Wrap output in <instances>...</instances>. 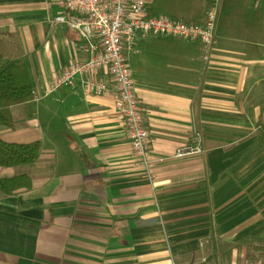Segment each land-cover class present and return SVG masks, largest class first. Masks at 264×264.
<instances>
[{
	"label": "crops",
	"instance_id": "crops-1",
	"mask_svg": "<svg viewBox=\"0 0 264 264\" xmlns=\"http://www.w3.org/2000/svg\"><path fill=\"white\" fill-rule=\"evenodd\" d=\"M212 0H150L149 15L203 25ZM62 0H0L31 101L8 109L6 143L39 142L36 162L0 166L29 188L0 192V264H248L264 244V0H222L214 42L139 37L128 55L149 134L152 183L135 165L111 78L109 93L79 80L44 90L84 60L62 24ZM203 152L182 158L193 132Z\"/></svg>",
	"mask_w": 264,
	"mask_h": 264
},
{
	"label": "built area",
	"instance_id": "built-area-1",
	"mask_svg": "<svg viewBox=\"0 0 264 264\" xmlns=\"http://www.w3.org/2000/svg\"><path fill=\"white\" fill-rule=\"evenodd\" d=\"M149 3L150 0H62L64 14L54 17L52 23L65 25L79 36L84 60L72 62L55 77L44 90L43 97L63 87H73L77 79L83 94H107L110 90L99 77V72L105 71L114 87L116 106L125 125L135 165L152 183L153 166L161 160H152L149 156V134L134 93L128 55L135 51L139 37L149 36L198 41L204 51L209 52L222 0H212L203 25L151 16ZM202 152L201 135L194 130L191 144L178 149L175 157ZM248 264H264V244L259 247V257Z\"/></svg>",
	"mask_w": 264,
	"mask_h": 264
},
{
	"label": "trees",
	"instance_id": "trees-1",
	"mask_svg": "<svg viewBox=\"0 0 264 264\" xmlns=\"http://www.w3.org/2000/svg\"><path fill=\"white\" fill-rule=\"evenodd\" d=\"M33 98V88L18 39L14 34L0 33V126H11L8 109ZM264 143V126L261 133ZM39 142L30 144L6 143L0 139V166L4 168L30 165L38 160ZM27 175L0 179V192L10 195L27 189Z\"/></svg>",
	"mask_w": 264,
	"mask_h": 264
},
{
	"label": "rangeland",
	"instance_id": "rangeland-1",
	"mask_svg": "<svg viewBox=\"0 0 264 264\" xmlns=\"http://www.w3.org/2000/svg\"><path fill=\"white\" fill-rule=\"evenodd\" d=\"M153 16V15H152ZM154 17H157V16H154Z\"/></svg>",
	"mask_w": 264,
	"mask_h": 264
}]
</instances>
